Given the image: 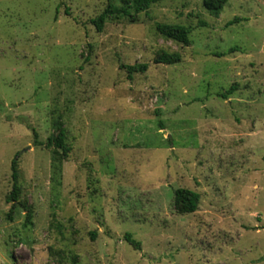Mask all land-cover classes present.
Wrapping results in <instances>:
<instances>
[{"label":"rangeland","instance_id":"374dc122","mask_svg":"<svg viewBox=\"0 0 264 264\" xmlns=\"http://www.w3.org/2000/svg\"><path fill=\"white\" fill-rule=\"evenodd\" d=\"M202 2L98 32L119 0H0V264H264V0ZM58 128L65 158L38 144ZM177 189L195 212L174 211Z\"/></svg>","mask_w":264,"mask_h":264},{"label":"trees","instance_id":"16d2710c","mask_svg":"<svg viewBox=\"0 0 264 264\" xmlns=\"http://www.w3.org/2000/svg\"><path fill=\"white\" fill-rule=\"evenodd\" d=\"M161 0H119L120 6H109L98 17L91 20V23L98 32H101L104 23L107 19H117L122 17L129 18L130 22L136 21V16L140 13H145L149 8L159 3ZM228 0H203V8L210 15H217L223 7L227 4ZM155 31L163 39L170 40L182 46H189L188 34L189 30L182 26L172 25H155ZM156 64L172 65L180 62V55L177 53H159L154 59ZM122 69L127 70L128 78L131 79L134 73H144L147 70V65H133L130 67L122 66ZM230 94V91L227 93ZM221 98H226L225 94L220 95ZM40 146H45L47 149L53 148L56 154L58 150L61 151L62 158H65L69 152V148L65 144V132L64 129L58 128V133L54 137H49L45 144L38 143ZM11 179L14 182L12 191L10 192L7 202L15 203L17 206H21L18 203L19 189L16 183L17 180V158L11 163ZM199 204V195L186 189H177L174 191L173 208L177 214L193 213L197 210ZM31 215L26 214V224H31ZM94 237V234H92ZM124 239L128 244L132 245L135 249L139 248V244L132 240L130 235H125Z\"/></svg>","mask_w":264,"mask_h":264}]
</instances>
